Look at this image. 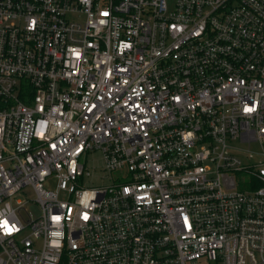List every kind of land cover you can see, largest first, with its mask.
<instances>
[{
    "label": "built area",
    "instance_id": "obj_1",
    "mask_svg": "<svg viewBox=\"0 0 264 264\" xmlns=\"http://www.w3.org/2000/svg\"><path fill=\"white\" fill-rule=\"evenodd\" d=\"M263 262L264 0H0V264Z\"/></svg>",
    "mask_w": 264,
    "mask_h": 264
},
{
    "label": "rangeland",
    "instance_id": "obj_2",
    "mask_svg": "<svg viewBox=\"0 0 264 264\" xmlns=\"http://www.w3.org/2000/svg\"><path fill=\"white\" fill-rule=\"evenodd\" d=\"M102 156L101 152L99 150H95L91 152L85 159V168L90 172V175H85L83 177L82 184L83 186H93V185H102L108 183L109 180L106 178H102ZM46 185L49 186V188H54L53 183L46 182ZM25 192V199L26 201L22 205V207L25 209L22 210V215L27 216V212L31 213L33 215H36L39 213V209L37 204L33 201L34 199V192L31 190L30 187H26L24 189ZM264 264V262L262 263Z\"/></svg>",
    "mask_w": 264,
    "mask_h": 264
},
{
    "label": "snow or ice",
    "instance_id": "obj_3",
    "mask_svg": "<svg viewBox=\"0 0 264 264\" xmlns=\"http://www.w3.org/2000/svg\"><path fill=\"white\" fill-rule=\"evenodd\" d=\"M11 229H9V231H10Z\"/></svg>",
    "mask_w": 264,
    "mask_h": 264
}]
</instances>
